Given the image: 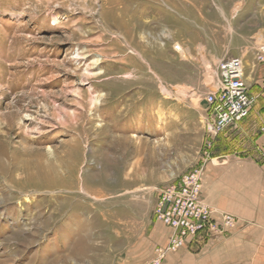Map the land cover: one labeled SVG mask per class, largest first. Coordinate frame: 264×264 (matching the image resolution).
<instances>
[{"label": "rangeland", "instance_id": "374dc122", "mask_svg": "<svg viewBox=\"0 0 264 264\" xmlns=\"http://www.w3.org/2000/svg\"><path fill=\"white\" fill-rule=\"evenodd\" d=\"M105 1L0 0V122L14 128L7 142L64 154L85 132L76 187L21 193L0 176V264H146L162 246L159 190L204 164L205 200L237 216L240 248L264 264V145L256 144L264 90L254 73L264 0H141L134 21ZM234 57L259 96L209 148L205 97L219 63ZM106 164L107 189L96 191L93 169ZM67 191L84 211L51 216Z\"/></svg>", "mask_w": 264, "mask_h": 264}, {"label": "built area", "instance_id": "2783aa9c", "mask_svg": "<svg viewBox=\"0 0 264 264\" xmlns=\"http://www.w3.org/2000/svg\"><path fill=\"white\" fill-rule=\"evenodd\" d=\"M255 61L264 65V41L255 47ZM218 82L206 95L209 105L208 147L228 128L237 126L251 112L259 95L248 84L244 61L229 58L218 65ZM264 90V78L256 83ZM264 135V125L261 127ZM205 164L185 172L158 193L155 218L172 233L166 244L156 247L146 264H162L167 254L186 247H201L217 236L226 235L239 223L237 216L219 212L202 199Z\"/></svg>", "mask_w": 264, "mask_h": 264}, {"label": "bare ground", "instance_id": "6f19581e", "mask_svg": "<svg viewBox=\"0 0 264 264\" xmlns=\"http://www.w3.org/2000/svg\"><path fill=\"white\" fill-rule=\"evenodd\" d=\"M104 5H107L108 7L106 6L104 7H106V9L111 12L119 11V13L124 16L125 14H129V18L132 21H134L136 19V16L138 17L137 13L139 12L138 9L141 6V0H106ZM106 19L107 17L105 18V20ZM118 20L119 19L117 18H114V22L112 20L114 25L119 24ZM135 29L136 28L129 29L131 33L130 35L133 37L137 36ZM131 58H134V56H131ZM102 84L103 82L100 83L101 87ZM98 109L99 107L95 104L94 111L96 112ZM0 123L3 124V122ZM3 128L6 130V133L3 134V132L0 131V176L5 178V181L7 182L6 183L7 187L9 186L10 188L14 187L21 193H23V191H26L30 187H33L37 190L42 189L47 191H54L55 189H59V188L70 190L71 188L76 187V182H77L76 175L78 170L80 169L83 159L81 145L85 137L84 131H81V133L76 135V138L73 140L74 143L70 145L66 151H64V154L61 153L57 154L52 149L48 153H46L42 148H37V147L30 148L25 145L23 146L22 149L17 147L13 148V146H11L7 142L8 139L9 140L12 139L10 134L14 129L13 124L7 121L5 125L3 124ZM102 128L106 129L105 126ZM22 133H23L22 131H19V133H17V136H22ZM3 138H5V140ZM23 140L27 143V141L30 140V138L23 137ZM120 141L121 140H118L117 142ZM21 144H23V142H21ZM114 166H117V164H114ZM107 171H108L107 164L103 165V167L99 171L97 170L95 171V169H93L94 173H92V176L95 178L94 187L96 191L99 190L100 192H104V190L107 189V183L105 180L106 177L104 176L107 173ZM84 172L87 171L84 170ZM5 191H6L5 194L7 193V195L8 193H10L9 189ZM66 194L67 197H65L64 199L65 202L64 201L59 202L55 206L56 209L53 212V214H51V216H54V214L60 215L62 212H64L67 209L70 210L69 212L71 216L78 215L84 211L85 207H82L80 203L71 204V202H67L69 199H71V195H70L71 193L70 191H67ZM50 197L55 198L57 197V195L55 196L52 194ZM59 197H64V196L62 195ZM50 199L49 201L53 202ZM11 209L13 210L14 207H7L6 213L4 214L9 213ZM78 243L80 245V249H86L88 245L86 240H79Z\"/></svg>", "mask_w": 264, "mask_h": 264}, {"label": "crops", "instance_id": "0c3cea01", "mask_svg": "<svg viewBox=\"0 0 264 264\" xmlns=\"http://www.w3.org/2000/svg\"><path fill=\"white\" fill-rule=\"evenodd\" d=\"M261 74L256 78L255 84L264 78V65L254 63V73ZM255 79V78H254ZM248 81V78H247ZM259 88V86H255ZM254 90V89H252ZM256 144L264 145V135H259ZM204 187V179H203ZM202 199L207 202L202 191ZM214 207V206H213ZM216 208V207H215ZM238 228H235L226 235L217 236L206 243L201 249L194 250L195 246L182 248L178 251L167 254L162 264H257L259 260L252 258V253L247 249L240 248L241 235H237ZM172 230L164 225H158L154 232V239L158 244H166ZM231 246V247H230ZM153 255V254H152Z\"/></svg>", "mask_w": 264, "mask_h": 264}]
</instances>
